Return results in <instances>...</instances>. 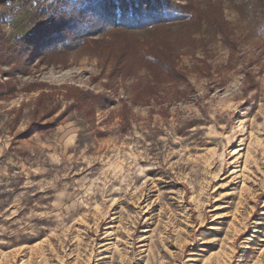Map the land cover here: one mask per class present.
<instances>
[{
    "label": "rangeland",
    "instance_id": "rangeland-1",
    "mask_svg": "<svg viewBox=\"0 0 264 264\" xmlns=\"http://www.w3.org/2000/svg\"><path fill=\"white\" fill-rule=\"evenodd\" d=\"M53 2L0 7V264H264V5L13 58ZM166 39L183 79L149 93Z\"/></svg>",
    "mask_w": 264,
    "mask_h": 264
},
{
    "label": "trees",
    "instance_id": "trees-1",
    "mask_svg": "<svg viewBox=\"0 0 264 264\" xmlns=\"http://www.w3.org/2000/svg\"><path fill=\"white\" fill-rule=\"evenodd\" d=\"M8 1L0 0V7ZM242 3L255 11L264 5L263 0H242ZM44 15L49 17L48 23L40 24L32 34L22 38L11 50L13 58L25 59L32 54L43 57L45 52L64 55L84 47L89 39L104 35L110 38L103 45L114 42L124 45V52L118 56L123 59L131 49L129 36L132 34L182 29L196 25L201 19L192 0H54ZM210 17L219 33L225 36L220 16ZM260 35L264 39V27L260 28ZM178 57L171 39L152 45L145 53L142 65L154 83L148 85L149 93L157 94L162 84L182 81V74L176 70Z\"/></svg>",
    "mask_w": 264,
    "mask_h": 264
}]
</instances>
